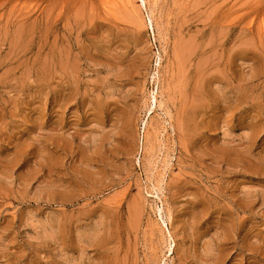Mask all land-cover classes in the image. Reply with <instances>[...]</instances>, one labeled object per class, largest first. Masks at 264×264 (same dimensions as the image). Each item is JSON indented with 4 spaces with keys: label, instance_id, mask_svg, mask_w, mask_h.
Segmentation results:
<instances>
[{
    "label": "rangeland",
    "instance_id": "rangeland-1",
    "mask_svg": "<svg viewBox=\"0 0 264 264\" xmlns=\"http://www.w3.org/2000/svg\"><path fill=\"white\" fill-rule=\"evenodd\" d=\"M142 4L0 0V264H264V0Z\"/></svg>",
    "mask_w": 264,
    "mask_h": 264
},
{
    "label": "bare ground",
    "instance_id": "bare-ground-1",
    "mask_svg": "<svg viewBox=\"0 0 264 264\" xmlns=\"http://www.w3.org/2000/svg\"><path fill=\"white\" fill-rule=\"evenodd\" d=\"M142 3H143L142 5H147V4H146V0H142ZM191 48H192V47H191ZM66 56H67V55H66ZM154 96H155V95H154ZM153 102H156V97H154V101H153ZM170 238H171V237H170ZM173 246H174V245H173ZM173 246L169 244V251H170V252H172V250H173ZM169 251H168V252H169Z\"/></svg>",
    "mask_w": 264,
    "mask_h": 264
}]
</instances>
